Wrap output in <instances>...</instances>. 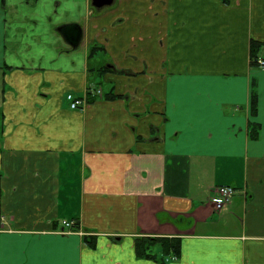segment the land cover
<instances>
[{"label": "crops", "instance_id": "0c3cea01", "mask_svg": "<svg viewBox=\"0 0 264 264\" xmlns=\"http://www.w3.org/2000/svg\"><path fill=\"white\" fill-rule=\"evenodd\" d=\"M253 43L264 0H0V264H264Z\"/></svg>", "mask_w": 264, "mask_h": 264}, {"label": "built area", "instance_id": "2783aa9c", "mask_svg": "<svg viewBox=\"0 0 264 264\" xmlns=\"http://www.w3.org/2000/svg\"><path fill=\"white\" fill-rule=\"evenodd\" d=\"M253 62L261 67L264 68V58L262 57H255ZM98 94H101V90H98ZM67 100L70 102V107L72 109H82L86 105V101L84 98H75L73 95H68ZM217 198L212 200V204L215 209L220 210L225 205L229 204L236 194V190L231 186H221L217 189ZM64 226L67 228L72 229L74 226V222H64Z\"/></svg>", "mask_w": 264, "mask_h": 264}, {"label": "water", "instance_id": "95a60500", "mask_svg": "<svg viewBox=\"0 0 264 264\" xmlns=\"http://www.w3.org/2000/svg\"><path fill=\"white\" fill-rule=\"evenodd\" d=\"M114 0H92V5L97 9H102L105 6H110L113 4ZM61 31L66 38V40L74 47L79 43L80 39V28L76 25H70L62 27Z\"/></svg>", "mask_w": 264, "mask_h": 264}, {"label": "trees", "instance_id": "16d2710c", "mask_svg": "<svg viewBox=\"0 0 264 264\" xmlns=\"http://www.w3.org/2000/svg\"><path fill=\"white\" fill-rule=\"evenodd\" d=\"M258 49H259V46L256 43H253L252 44V55H251V58H255L256 57V55H257V53L259 51ZM94 50H95V48L92 50V52ZM107 96H108V94H107ZM152 240L162 242V243H160V245H162V248H163L165 253H169L170 250H172V249H173V251H176V253H177L178 245H177L176 242H174L172 240H169V239H152ZM139 247H140V245H139Z\"/></svg>", "mask_w": 264, "mask_h": 264}, {"label": "rangeland", "instance_id": "374dc122", "mask_svg": "<svg viewBox=\"0 0 264 264\" xmlns=\"http://www.w3.org/2000/svg\"><path fill=\"white\" fill-rule=\"evenodd\" d=\"M87 103H88V101H87ZM86 106H87V105H85V106H84V108H82V109H79V110H81V111H82V110H84V109L86 108Z\"/></svg>", "mask_w": 264, "mask_h": 264}]
</instances>
